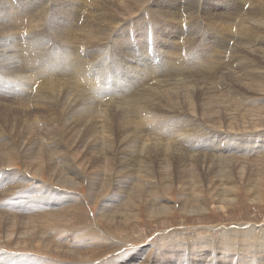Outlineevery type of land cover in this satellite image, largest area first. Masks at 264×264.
Listing matches in <instances>:
<instances>
[{"label":"rangeland","instance_id":"rangeland-1","mask_svg":"<svg viewBox=\"0 0 264 264\" xmlns=\"http://www.w3.org/2000/svg\"><path fill=\"white\" fill-rule=\"evenodd\" d=\"M1 1L4 2V0ZM61 1L60 0H46V1L23 0V2H20V0H12V1L10 0L12 4L11 7L12 9L10 8V10L11 12H13L11 13L12 15L11 19L14 20L17 19L19 23L17 22L18 24H16V20L15 22L12 20L13 23L9 24V27L6 24H1V27H3L4 29L2 28L3 34L1 35V37L3 38L0 39V86H1L0 104L3 103V101L7 103L8 102L12 103L11 107H14L13 114L15 117L23 118L24 123H33L36 118V109H37L34 103H16V102L24 101V100H25L24 102H28V101L35 102L39 98L49 100L50 96L52 95V92L53 94L60 93V96L62 97V94H64V92L62 91L71 88L72 89L77 88L78 92L79 91L81 92L82 97L87 98L89 100L91 99V101H94V98L95 100H97L99 97H101L100 100H98V105L99 106L102 105L100 108L98 107L100 110L95 111L93 109H90L85 116L84 123L87 121H91L92 124H95L90 127L89 132H87L85 129H81L80 134L78 136H75V135H71L72 132L70 130L60 131V133L64 137L73 138L74 144L70 149L71 152L79 153L82 150L81 146H77L79 138L83 137L86 139L87 143L93 144L94 137L90 136V134L92 135L98 133L103 134V139L106 144L112 142V140H108L107 137L108 136L113 137L115 141L114 144L115 147L118 148L128 147L133 149V150H129L132 151L131 153H129L128 150L116 151V154L121 157L130 156L129 159L130 170L129 168H126L125 172L130 179L132 189H140L139 185L143 186L144 189L157 188L155 189L157 201L158 203L163 205L174 202H176V204L178 205L183 203L192 204L194 202L201 201V199H205L208 201V209L206 210L198 209L200 212L198 210H191L189 211L190 213L188 211L184 212L175 209L170 213L159 214L156 216H149L147 213H145L142 210L141 215L139 216L140 218L138 217L136 220L129 221L127 224L117 227L114 224L105 225V223L102 224L101 222L97 221V223L100 224V228L102 231L101 236H105L108 240L109 246L112 247L107 248L103 246L98 256L93 257L94 259L92 257H88L89 253L91 252L85 251L83 254H85L86 256H81V260L79 257H76L74 259V257L70 256L68 258L59 257L57 258L58 261L56 262L58 264H60L61 262H64V264H98V263L108 264V262H106L107 261L106 258H108L109 261L118 262L119 259L122 258L123 256L129 255V253L131 254L134 251V249L137 248L139 250L140 248L146 247L148 245H150L151 247V249H148L150 251L146 250L142 252L141 257L144 258L145 257L144 255H146L147 254L146 252H148L146 259L152 260L155 257V253L157 252L155 251L157 250L156 246L161 244L162 247L167 246L166 250L169 254L170 264H261L260 256L259 254H255L254 248L234 249L233 247L228 245L220 246L215 241L219 239L222 236V234L228 232L230 228L232 230L234 229L233 231L235 232L236 230L237 232H240L247 229L249 225H252V228L257 231V235L262 233L264 234V229H263L264 228V195H262L264 194V153H258L264 151V128L260 127L259 125H256L257 128L254 130L244 129L239 132H233V130H222L219 128H213L207 125L200 118L198 114L194 115L192 113L182 112L179 107L180 102L176 96L175 97L172 96L173 101L168 100L171 99L168 91L172 89L170 87L171 86L173 87L172 84L174 81H175L174 83H176V81L178 82L180 81L181 83H183L184 81L186 84L191 83L192 85H194V90H196L199 88L200 85H204L207 82V80L214 79L216 81L215 82L213 80L214 83L218 84L222 89H229V90L233 89V94L237 96L243 103L241 106L243 105L264 106V94H257L242 87L232 88L231 84L225 83V79L228 76V74L230 75L231 73H234L236 71H238L237 73L242 75L241 77L250 76L260 81H264V60L262 57L259 56L257 51L251 50L254 48L264 49V27L256 25L254 21V20L264 21V5L261 3L262 0H162L163 2L162 14H157L154 12L147 13L148 11H146L145 13L139 12L137 15L135 14L132 15V17L130 16L131 17L130 21H129L130 18L127 19L125 23V31L129 42L132 44L133 49L136 52L135 55L131 57L126 56L123 53L122 48H118L117 46H115L112 43L111 39H106V38L104 39L101 37L102 34L95 33L94 35H98V37L95 38L96 41L94 40V38L92 40V38H90L89 36L87 37L85 30H84L85 33H83L82 36L80 37L81 39L78 38L76 40L77 42L74 41V43L71 44V48L73 47L75 48V50L74 49L72 50L71 48L68 49L67 44L63 39H67L71 34L69 33L70 30H68L69 27L64 25L62 22L65 21L70 23L71 21H73V19L72 20L70 19L72 18V16L70 17V15L80 13L81 15L78 20V23L80 25H84V24H85L84 26L93 25L96 22L95 23L87 22L90 16V14L87 13H89L88 10L90 9L95 10L97 8L93 6L92 4L93 0H88L90 1V6H89L90 9H88V5L86 2V9L84 10L80 9L79 6L81 0H63V2ZM70 3L72 6L74 4H77L78 6L74 5L72 7ZM17 4L20 7H15V5ZM6 5L7 7L2 8L3 14L9 10L7 3ZM23 5H26L27 7L23 8L22 7ZM60 5L61 6L65 5V9L64 10L61 9ZM69 5L71 9L69 8ZM67 6L69 8L68 10L66 8ZM75 6L76 8L78 7L77 10L79 9L78 10L79 12H77V10L73 11L75 9ZM147 8L148 7L144 8L143 10H146ZM168 9H174L178 11L179 14H177L174 18L169 19V13L171 12L166 11ZM30 11L32 14L30 13ZM60 11L61 12L63 11L64 13L63 12L61 13ZM18 12L20 13L18 14ZM14 14H16L17 17ZM40 14L46 17L41 16ZM95 14L99 15V10L98 13L95 12ZM23 15H25L24 19H23ZM31 17L38 19L34 20ZM30 18L32 19V21ZM132 18L134 21H132ZM21 20L26 21L28 28L27 26H25L26 25L25 21H21ZM168 20L176 21L177 25H175L176 28H173L174 34L170 37L168 41V46L171 45L170 50H172V52H170V56H172V59L169 62H167V64H165L164 57L162 56H165L166 54L165 51L161 49L162 46L160 45L161 46L160 47L159 45H157V36L160 34V24L165 25L167 27ZM81 21H83L84 23ZM144 22H145V28L147 29L145 32H142L141 30L137 29V27L139 26V24H142ZM95 25L99 26L98 23H96ZM6 27H8V31ZM12 27L15 29H13ZM30 27H32V30ZM166 27H162V28L165 29ZM50 28L54 31H52ZM54 28L60 29L59 32L61 36L62 34L64 35L65 33L64 37L62 36L63 39L59 38L61 36L58 35V33L55 31ZM16 30L18 32H16ZM61 31H65V32L61 34ZM246 31L251 32L252 34L251 37L245 36ZM15 33H17V35ZM93 33L94 31L91 30L90 35H92ZM246 34L250 35V33H246ZM67 35L69 36L66 37ZM139 36H141L142 39L145 38L146 54L143 53V56L145 57V60L149 59L148 66L147 68H144L143 71H147L148 67H152L153 69H149L150 70L149 74L145 73L144 75L145 78L142 77L136 81L135 80L133 81V80H128L129 78L133 77L134 72L130 67V65L127 63V59L129 58L134 61H139L138 57L140 51L136 49V44L138 41H140ZM149 36L152 41L150 47L148 41ZM17 39L19 40L20 43H17L18 41ZM25 40L27 42H25ZM87 44L88 45L90 44L89 46L91 48L88 47ZM62 45H65L66 48L69 50L70 52L69 57L72 55V53L76 52L72 56H77V59L79 61V68L80 70H83L81 72L85 75L87 74L95 82H97V80L106 78L110 83L114 82L116 79L120 81L121 84L119 86L110 88L111 90H105L104 92H99L96 95L90 89L88 90L87 88L84 89L81 82L78 81V78L76 76L71 75L70 70H67L68 65L62 62L63 56L56 57L55 55L56 51L63 52ZM15 50H17L19 53ZM77 51L78 52L81 51V52L78 53ZM18 59L20 60L21 64L19 63ZM64 59L69 60V58H64ZM15 62L16 64H14ZM186 64H187V70L185 69V71L187 72L178 70L176 74H174L175 72L173 71L174 69L173 66H185ZM60 66L62 67V73L59 72ZM161 68L165 70L163 71ZM18 70H20L19 74H18L19 72ZM25 70L27 73H25ZM20 74L22 76H20ZM146 75L149 76L146 77ZM65 76L66 78H69L71 81L69 79H65ZM60 79L63 81H61ZM142 79L145 82H143ZM198 79L203 81L202 82L198 81ZM20 80L23 81L24 83L21 82ZM53 80L54 82L58 81L60 83L58 84L59 86L48 87L44 84V83H51ZM68 80L69 82H71L70 84H73L74 88L72 87V85L70 87ZM187 80L189 81V83ZM190 80H192V82ZM132 81L134 83H132ZM73 82L76 83V85ZM41 83L43 84L44 88L42 87ZM157 83H159V85ZM160 83L162 85H160ZM165 83L167 87L168 85L170 86L168 87V90L166 88ZM141 85L143 86L141 87ZM147 85L149 87L150 86L153 87L149 88ZM24 88L26 90H24ZM51 88H53L52 91ZM153 88H155L156 90L154 91ZM163 88L164 89L166 88V90H163ZM22 89L24 90V92ZM139 89L142 93L139 92ZM125 90H127L129 94ZM129 90H133L131 91L132 94L130 93ZM32 91L34 92L32 93ZM164 91H166L165 94L167 93L168 96L167 94L166 95L163 94ZM151 92H154V95ZM155 92L158 93L160 92V94H157ZM125 93L128 95H126ZM133 93H135V97L133 96ZM34 94L35 96H33ZM119 94H123V95H119ZM148 94L150 95L148 96ZM161 94L165 95V97L162 96ZM60 96L59 99L61 100L62 98ZM86 96H88L89 98ZM127 96L129 99L125 100ZM7 97H9L10 99ZM152 97H154V99ZM162 97L165 99V101L167 100L168 101L164 102L163 101L164 99ZM113 98L116 99L113 100ZM150 98L151 101L153 100L155 101L153 103L149 102L151 105L147 102V100ZM159 98L163 99L161 100L162 104L166 105L167 103V105L165 106L160 104ZM103 99L105 100L107 99L105 101L107 103L110 101L111 102L109 103V105L105 102L104 104L102 103ZM131 99L132 102L130 101ZM134 99L138 101L137 104L143 106V108H140L141 109L140 114L143 115L147 126L149 128L155 129L158 132L160 139L170 140L172 144L175 145L177 148H171L166 143H153L150 141H143L139 138V133L144 134L147 137H150L151 136V134H149L150 130H147L149 134L148 135L146 132V127L144 125L137 124L133 128L131 125L125 124V120L132 114V112L125 110L126 109L125 106L124 107L121 106L124 104L126 105V103L125 102L123 103L122 100L129 101L130 102L129 104L135 105ZM60 100L58 101L55 110H53V114L56 113L55 111L57 112L59 111L58 113L64 111V103L62 100L60 102ZM170 101L171 103H169ZM146 102L148 103L149 106L146 105L147 104ZM172 102L174 103V105ZM112 103L125 110V112L123 111L116 112L117 119H115L113 112L111 111L110 108V104L113 106ZM155 103H157L158 105ZM154 104L159 106L160 108L159 107L155 108ZM152 105H154V107ZM175 107L177 109H175ZM154 109L158 111H165L170 116L171 121L169 122L152 121L149 117V113H154L155 112ZM190 116H192L191 118L192 121L189 118ZM187 118L191 122L184 124ZM100 121H105L106 123L102 126H99ZM10 122H12V119ZM168 126H172L174 131L164 135L162 131L166 130ZM56 134L53 135L55 138H56ZM96 144H100V142L97 141ZM188 147H190V150H193L195 148L192 152L197 154L202 152V150L200 151V148H207L206 150L211 149V152L212 150L215 151L236 150V151H245L251 154L245 156L233 155L225 159H218L217 157H215L216 155L213 154L214 152L212 153L210 152L214 156L209 154H204L201 155L198 159H193L192 157H190L185 153ZM58 148L63 150V144L62 143L59 144ZM59 154L65 157L64 164L67 163L69 156H66L65 152H59ZM142 157H144L146 160L149 158L155 160L153 165L155 167L152 170H150L148 173H140L139 171V169H143V165L141 164L139 165L137 164V162L139 159H142ZM53 159L55 160L57 159L59 161V157L56 158L55 155H53ZM75 159H79V158L76 157ZM70 160H74V158H71ZM58 161H56V164ZM176 161L180 162V166H179L180 175L174 174ZM5 168L6 167L4 166V169ZM22 170L23 173L26 172L25 174L28 175V177L30 174L29 177L30 179L35 175V174L33 175V173L26 170L25 168H22ZM2 171L0 172V178L1 179L3 178L2 183H5L4 180L10 177V174H8V172L6 173L5 170ZM43 177H44L43 179L44 184L45 186L47 185L49 189H54V188L53 187L50 188L48 183H51L55 187L61 185L65 189L71 187L72 185L69 180L63 181L59 179L58 181L56 179L54 180L53 178H47L46 175ZM191 179H196L200 181L201 187L193 189L192 186L190 185ZM30 181H27L26 183L24 182L23 183L24 185L22 184V186L21 184H18V186L30 187L31 185H33V178ZM113 181L117 182L116 180ZM30 183L31 185H28ZM169 184H171V187H168ZM254 185L260 186L262 189V192L260 193L262 196L261 200L260 197H258L259 194L256 195L257 191H260L261 189L258 190L253 189V192L256 191V193H252L250 191V189ZM6 186L7 184H5L0 188L7 189L8 186L7 187ZM119 186L120 189H127L122 185V183ZM112 187L115 186L112 185L109 189L108 188L106 189L112 190L111 189ZM224 187L228 189H233V188L238 189L235 190L236 193L234 192L237 198L234 197V194L230 193L231 196H229V201L231 202L226 201L224 202L225 204H223L222 202H217L216 197L218 196V194L214 189H223ZM190 189L192 191L193 190L195 191L191 192ZM77 190L83 195V197H85L87 202L84 203L82 202V205L78 206V207L81 206L82 207L81 209H78L79 211H77L76 213L77 219L75 221V224H80V225L93 224L94 223L93 218L96 217V213L98 209V203H99L97 202L98 199L96 201V199H91L87 195L86 193L87 185L85 183L79 185ZM226 195L227 193L224 194V197ZM233 197L236 199H234ZM232 224H234L235 226ZM254 224L257 227L254 226ZM258 224L260 225V227ZM228 226L229 228H227ZM231 226L234 227L232 228ZM242 226H244L243 228H245L246 226V228L243 229L241 228ZM203 227L205 231L203 230ZM172 233H173V239L171 237ZM207 234L208 236L211 237V239H213L212 242L214 244L207 242L208 238L205 239L206 237H204L205 235L207 236ZM217 234L220 235V237ZM234 235L240 238L239 237L240 234H234ZM195 237H200V238H195ZM164 240H166V242H164ZM154 243L156 245H154ZM7 245L9 246L10 243H7ZM8 246H5V248ZM29 246L30 244L28 243V245H26V248H22L19 250L21 252L32 251L36 253L46 254V252H43L41 249L36 250L35 248L33 249L32 245L30 247ZM39 250L42 252H39ZM121 250L125 251V253H123V251L121 252ZM118 252H121L120 255L119 254L117 255ZM112 256L116 259H114ZM54 258L56 260V256L52 257L53 260ZM84 259H86L87 261ZM156 262H157V258L153 260L154 264ZM146 264H149V261H147Z\"/></svg>","mask_w":264,"mask_h":264},{"label":"bare ground","instance_id":"bare-ground-1","mask_svg":"<svg viewBox=\"0 0 264 264\" xmlns=\"http://www.w3.org/2000/svg\"><path fill=\"white\" fill-rule=\"evenodd\" d=\"M20 2H23V0H20ZM61 2H63V0ZM86 2L88 5V9H90L89 8L90 1H88V0H81V3L79 4L80 9H83V10L86 9ZM6 3L8 4V7H9L8 11H6L7 9L5 10L6 11L5 13L7 15L5 13L3 14V9H2L3 7L4 8L7 7ZM65 3H66V1H65ZM261 3L264 5V0H262ZM18 4L15 5V7H20ZM92 4L97 9L88 10L89 13H87V14H90V16H89L87 22H89V23H92V22L95 23L96 22L99 24V26H96L95 25L96 23L93 25H86V26H84L85 24L80 25L78 23V20H79L81 14L76 13V14L70 15V17L72 16V18H70V19L71 20L73 19V21H71L72 23L71 22L68 23L65 21L62 22L64 25L68 26L69 27L68 30H70V32L69 31L68 32L71 35L70 34H69L70 36L67 35L66 37L69 36L67 39H63L65 33H64V35L62 33L65 31H61V34L63 36L62 37L60 35V32H59L60 29L54 28L55 31L58 33V35L61 36L59 38H62L65 41L68 49L71 48V44L74 43V41H76L78 38H80L82 36L83 33H85L84 32V30H85L87 37L89 36L90 38H92V40H93V38L95 40V38L98 37V35H94L95 33L96 34H102L101 35L102 38L111 39L112 43L115 46H117L118 48H122L123 53L126 56H129V57L134 56L136 52L133 49L132 44L129 42L126 31H125V23H126L127 19L130 18L129 19V21H130L132 15H135V14L137 15L139 12L145 13L146 11H148L147 13H151V12H154L157 14L163 13V8H162L163 2H162V0H93ZM26 5H23L22 7L26 8L27 7ZM65 5H62V6L60 5L61 9L64 10ZM70 5H71V3H70ZM70 5H69V8L71 9ZM74 5H77V4H74ZM11 7H12V4H11L10 0H7V1L4 0V2H2L0 0V39L3 38V37H1V35L3 34V29H4L3 27H1V24H6L9 27V24L13 23L12 20L14 22L16 20V24L19 23V21H17V19H15V20L11 19V16H12L11 13H13L10 10ZM95 7H93V8H95ZM146 7H148V8L146 10H143ZM66 8H67V10L69 9L68 6ZM77 8L75 6V9L73 11L77 10ZM56 9H57V7H56ZM78 10H77V12H79ZM98 10H99V15L95 14V12L98 13ZM57 11H59V10H57ZM166 11L171 12V13H169V19H172L177 14H179V12L174 10V9H168ZM19 13L20 12H18V14ZM30 13H31V11H30ZM35 13H36V11H35ZM16 14H14V15H16ZM92 14H95V15H92ZM26 15H27V13H26ZM37 15H39V14H37ZM18 16H20V15H18ZM24 16L25 15H23V19H24ZM41 16H44V15H41ZM16 17H17V15H16ZM44 17H46V16H44ZM32 19L36 20L38 18H36V19L32 18ZM32 19H31V21H32ZM21 21H25V20H21ZM50 21H51V19H50ZM132 21H134L133 18H132ZM254 21H255L256 25L264 27V21H260V20H254ZM52 22H54V21H52ZM81 22H83V21H81ZM87 22H85V23H87ZM25 23H26V21H25ZM39 23H41V22H39ZM28 24H29V21H28ZM6 25H4V26H6ZM175 25H177L176 21H173V20H168V26L167 27L165 25L160 24V34L157 36V45H159V46L161 45L162 46L161 49L165 51L166 55L163 54L165 56H162V57H164L165 64H167V62H169L172 59V56H170V52H172V50H170L171 45L168 46V41H169L170 37L174 34L173 28H176ZM16 26H13V27H16ZM25 26H27V23ZM8 27H6L7 31H8ZM162 27H166V28L163 29ZM17 28H19V27H17ZM27 28H28V26H27ZM30 28L32 30V27H30ZM33 28H34V26H33ZM13 29H15V28H13ZM61 29H62V26H61ZM137 29L141 30L142 32H145L147 29V28H145V22L142 24H139ZM17 30H16V32H18ZM27 30H30V29H27ZM91 30L94 31V33L92 34L93 36L90 35ZM23 31H24V29H23ZM52 31H54V30H52ZM52 31H50V32H52ZM21 33H22V31H21ZM246 33H250V35H247ZM15 34L17 35V33H15ZM66 34H68V33H66ZM251 35L252 34L250 31L245 32V36L251 37ZM6 36H8V35H6ZM35 36H36V34H35ZM25 37H26V35H25ZM54 38H56V37H54ZM25 39H27V38H25ZM139 39H140V41H138L136 44V49L140 51L139 57H138L139 61H134V60L129 59V58L127 59V63L130 65V67L132 68V70L134 72L133 77L129 78L128 80H133V81L135 80L136 81V80L144 77L145 73L149 74V72H150L149 69H153L152 67H148L147 71H143L144 68H147L148 63H149V59L145 60V57L143 56V53L146 54L145 38L142 39V37L139 36ZM85 40H86V38H85ZM95 41H93V42H95ZM148 41H149V47H150V45L152 44L150 36L148 38ZM25 42H27V41L25 40ZM17 43H20L19 40L17 41ZM89 45H88V47H90ZM8 46H11V45H8ZM74 47H75V45H74ZM11 49H12V47H11ZM62 49H63V52H61V51L55 52L56 57L57 56H61V57L63 56L62 62H64L65 64L68 65L67 70H70V74L73 76H76L78 78V81L81 82L84 89H86V88H87V90L90 89L96 95L99 92H104L105 90H111L110 88H113L115 86H119L121 84V82L116 80V79L114 82L110 83L108 81V79H106V78L97 80V82H95L87 74L85 75L81 72L83 70H80V68H79V61L77 59V56H72L76 52L72 53V55L69 57L70 52L66 48L65 45H62ZM71 49L75 50V48H73V47ZM251 50L257 51L259 56L262 57L264 60V49L254 48ZM15 51H17V50H15ZM22 51H24V50H22ZM80 52H78V53H80ZM105 57H106V55H105ZM64 58H69V60H66ZM13 60H15V59H13ZM57 61H59V60H57ZM19 63L21 64L20 60H19ZM14 64H16V62ZM13 66H15V65H13ZM61 66L59 69L60 73H62V67ZM121 68H122V66H121ZM173 68H174L173 71L175 72L174 74H176V72L178 70H182V71H185V69L187 70V64L185 66H173ZM16 69H17V67H16ZM18 71H19L18 72V74H19L20 70H18ZM66 72H69V71H66ZM185 72H187V71H185ZM237 72L238 71L231 73L230 75L228 74V76L225 79V83L231 84L232 88H241L242 87V88L248 89L249 91L257 93V94H264V81H260L258 79L252 78L250 76L241 77L242 75H240ZM25 73H27L26 70H25ZM25 73H23V74H25ZM67 74H69V73H67ZM20 76H22V75L20 74ZM147 76H149V75H146V77ZM24 77H27V76H24ZM65 79H69V78H66V76H65ZM149 79H150V77H149ZM69 80H68V82H69ZM192 80H190V81L192 82ZM213 80H207V82L204 85L199 84L200 86L196 90H194V85H192L191 83L186 84L184 81H183V83H181L180 81H179L180 83L178 81H176V83H174L175 81L173 82V80H172L173 84L172 83L171 84L173 85V87L172 86L170 87L168 85V87L172 88L171 90L168 91L169 96L171 98L168 100L173 101L172 96L173 97L176 96L180 102L179 107H180V110L182 112L192 113L194 115L198 114L200 116V118L207 125H209L213 128H219L222 130H233V132H239V131H242L244 129L254 130L257 128L256 125H259L260 127L264 128V106H246V105L241 106L243 103L241 102V100L237 96H235L233 94V89H230V90L229 89H222L218 84L214 83L215 80L214 81ZM61 81H63V80H61ZM133 81H132V83H134ZM142 81H143V79H142ZM198 81L202 82L203 80L198 79ZM21 82H23V81H21ZM143 82H145V81H143ZM165 82H167V81H165ZM70 83L71 82H69V84ZM138 83H139V81H138ZM188 83H189V81H188ZM26 84H28V83H26ZM44 84L48 87H55V86H59L58 84H60V83L58 81L54 82V80H53L51 83H44ZM74 84L76 85V83H74ZM157 84L159 85V83H157ZM215 84L219 87H217ZM71 85L73 87V84H70V87H71ZM135 85H137V84H135ZM160 85H162V84L160 83ZM165 85H166V83H165ZM142 86L143 85H141V87ZM174 86H176V87H174ZM42 87H43V84H42ZM151 87H153V86H150L149 88H151ZM168 87L166 85L167 90H168ZM0 88H1V86H0ZM25 88H24V90H26ZM155 88H153L154 91L156 90ZM166 88L165 89L163 88V90H166ZM8 89H10V88H8ZM119 89H120V87H119ZM140 89H139V92H141ZM24 90H23V92H24ZM52 90H53V88H51V91ZM150 90H152V89H150ZM8 91H10V90H8ZM12 91H14V90H12ZM41 91H42V89H41ZM125 91L128 93L127 90H125ZM129 91L131 93V91H133V90H129ZM33 92L34 91H32V93ZM62 92H64V94H62V97L60 96V93L53 94V92H52V95L50 96V98L48 97L49 100L39 98L35 102H33V101L32 102H29V101L24 102L25 100L24 101H18V102H16L17 100L15 101L16 103H34V105L36 106L37 109H36V118H35L33 123H24L23 118L15 117L13 114L14 107H11L12 103H10V102L7 103V102L3 101V103L0 104V138H1L0 139V172L2 170H5L6 173L8 172V174H10V177H8L6 180H4L5 183H2L3 178L2 179L0 178V184H1L0 187L4 186L5 184H7V186H8V187L6 186L7 189L0 188V264H58L56 261H58L57 258H59V257L68 258L71 256V257H74V259L76 257H79L81 260V256H86L85 254H83L85 251L91 252V253H89L88 257H92V258L97 257L103 246H105L107 248L112 247V246H109L107 238L105 236H101L102 231L100 228V224L97 223V221L101 222L102 224L105 223V225L114 224L117 227V226L125 225L129 221L136 220L141 215L142 210L145 213H147L149 216H156L159 214L170 213L171 211H173L175 209H178V210H181L184 212L185 211L189 212L191 210H198V209H200V210L208 209V201L205 199H201V201L194 202L192 204L183 203V204L178 205V204H176V202H174V203L163 205V204L158 203V201H157V197L155 194V189H157V188H155V189H144L143 186L139 185L140 189H132L130 179L126 175V172H125L126 168H129V170H130V167H129L130 156L121 157V156L116 154V151L128 150V152L131 153L132 151H129V150H133V149L128 148V147H120V148L115 147L114 146L115 141H114L113 137H110V136L107 137L108 140H112V142L109 144H106L104 142L103 134H101V133H98L95 135L90 134V136L94 137V143L93 144L87 143L86 139L83 137L79 138L77 146H81L82 150L79 153H72L70 149L72 148V146L74 144L73 138L72 137H64L60 133V131L70 130L72 132L71 135H75V136H78L80 134L81 129H85L87 132H89L90 127L92 125H95V124H92L91 121H87L84 123L85 116L89 112L90 109H93L95 111L100 110L99 108L102 105H100V106L98 105V100H100L101 97H99L97 100H95V98H94V101H91V99L89 100L87 98L82 97L81 92L79 91L80 92L79 93L77 88L66 89ZM119 92H120V90H119ZM165 92L166 91H164V93L163 92L162 93L165 94ZM45 93H47V92H45ZM89 93H90V91H89ZM109 93H111V92H109ZM151 93H153V95H154V92H151ZM155 93L160 94V92L159 93L155 92ZM128 94H126V95H128ZM157 94H155V95H157ZM119 95H123V94H119ZM126 95H125V97H126ZM149 95L150 94H148V96ZM165 95H162V96L165 97ZM33 96H35V94ZM59 96L62 98L61 100L64 103V111H62L60 109L62 112L58 113L59 111L58 112L55 111L58 114H56V113L53 114V110H55V107L58 104V101L60 100ZM100 96H101V94H100ZM129 96H131V95H129ZM133 96L135 97V93H133ZM167 96H168V94H167ZM86 97H88V96H86ZM7 98H9V97H7ZM152 98L154 99V97H152ZM25 99H27V98H25ZM115 99L113 98V100H115ZM127 99H129L128 96L125 100H127ZM159 99H160L159 103L162 104L161 100H163L164 98L163 99L159 98ZM61 100H60V102H61ZM106 100L103 99L102 103H104ZM125 100H122V101H123V103L125 102L126 105L124 104L121 106H123V107L125 106V108H126L125 110L132 112V114L125 120V124H129L133 128L137 124L144 125L146 127V132H147V130H150L149 134H151V136H153V137H151V136L147 137L144 134L139 133V138L141 140L150 141L153 143H166L171 148H177L175 145L172 144V142L170 140L160 139L158 132L155 129L149 128L147 126L143 115L140 114V111H141L140 108H143V106H141L140 104H137L138 101H136L134 99L135 105L134 104L131 105V104H129L130 103L129 101H125ZM148 100H147L148 103L149 102H152V103L155 102L154 100L151 101V98ZM130 101L132 102V99ZM163 101L167 102V101H165V99ZM176 101H174V102H176ZM110 102H108V103L105 102V103H107L109 105ZM115 103H116V101H115ZM148 103L146 105H148ZM157 103H155V104H157ZM169 103H171V101ZM142 104H145V103H142ZM154 105H152V106L154 107ZM157 105H155V108L159 107ZM162 105H165V104H162ZM162 105H160V106H162ZM166 105H167V103H166ZM173 105H174V103H173ZM103 106H105V105H103ZM175 106H177V105H175ZM110 108H111V111L113 112L115 119H117L116 112H120V111L125 112L124 109L120 108L119 106H116L115 104H113V106L110 104ZM175 109H177V108L175 107ZM154 111H153L154 113H149V117L152 121H154V122H156V121H163V122L171 121L170 116L165 111H158L155 109H154ZM189 118L191 119L192 116H190ZM11 119H12V122H10ZM191 121H192V119H191ZM191 121H189L187 118V120L184 122V124L190 123ZM105 123H106L105 121H100L99 126H102ZM173 131H174L173 127L168 126V128L166 130H163L162 132L165 135V134L173 132ZM54 134H56V138L53 136ZM147 134H148V132H147ZM97 141H99L100 144H96ZM61 143L63 144V150L58 148V145ZM206 149L207 148H200V151L202 150V152L197 154V153H193L192 152L193 150H190V147H188V149L186 150L185 153L187 155H189L190 157H192L193 159H198L201 155H204V154H209V155L214 154V155H216L215 157H217L218 159H225V158H228V157L233 156V155L245 156V155L251 154V153H248L245 151H236V150H231V151H224V150L215 151V150H212V152H214V153L211 154L212 153L211 149H208V150H206ZM59 152H65L66 156H69V159L67 157V159H68L67 163L64 164V162H65L64 158L65 157L60 155ZM225 152H228V153H225ZM258 153H264V151H261ZM53 155H55L56 158L59 157V161L57 159L56 160L53 159ZM76 157L79 159H75ZM71 158H74V160H70ZM139 160H140V162H139ZM139 160H138L137 164L143 165V169H139L140 173H148L150 170H152L155 167V166H153L155 160L152 158H149L146 160L144 157H142V159H139ZM56 161H58L57 164H56ZM4 166L6 167L5 169H4ZM122 166H123V168H122ZM179 166H180V162L176 161L174 174L180 175ZM22 168H25L26 170L30 171L31 173H33V175L35 174L34 175L35 177L34 176L32 177L33 178V185H31V183L28 184V185H31L30 187L26 186L27 187L26 188V187H19L18 186V184H21V186H22V184L24 182L26 183L27 181H30L32 179V178L31 179L29 178L30 174L28 177V175L25 174L26 172L23 173ZM45 175L47 178H53L54 180L56 179L58 181H59V179H61L63 181L69 180L72 185H71V187L65 189L61 185H58L57 187H55L51 183H48L50 188H52V187L54 188V189H49L47 187V185L45 186V184H44V180H43L44 177L43 176H45ZM74 177H77L78 179L74 178ZM119 177H121V178H119ZM113 180H116L117 182H115ZM82 183H85L87 185V192H86L87 195L91 199H96V201L98 199L97 202H99L96 217L93 218L94 223L90 224V225H88V224H84V225L75 224V221L77 219L76 213H77V211H79L78 209H81V207H82V206L81 207H78V206L82 205V202L83 203L87 202L85 197H83V195L77 190L78 186L81 185ZM121 183L127 189H120L119 185ZM112 185H114L115 187H112L111 188L112 190H108ZM190 185L192 186L193 189L199 188V187H201V182L196 180V179H191ZM168 187H171V184H169ZM13 188H16V189H13ZM106 188H108V189H106ZM253 189L258 190V189H261V187L254 185L250 189V191L252 193H256V191L253 192ZM214 190L218 194V196L216 197L217 202H222L223 204H225L224 202H226V201L231 202V201H229V196H231L230 193L234 194V197L237 198V196H235V193H236L235 190H238V189H234V188L228 189V188L224 187L223 189H214ZM193 191H195V190H193ZM193 191L191 190V192H193ZM251 192H250V194H251ZM261 192H262V189L260 191H257V194H256V195L259 194L258 197H260V200L262 198V196L260 194ZM225 193H227V195L224 197ZM248 193H249V191H248ZM262 195H264V194H262ZM236 198H234V199H236ZM218 204H221V203H218ZM142 207H143V209H142ZM219 208H221V207H219ZM80 221H78V222H80ZM234 224H232V225H234ZM247 225H249V224H247ZM254 226H256V225L254 224ZM207 227H206V230H207ZM243 227L244 226H242L241 228H243ZM259 227H260V225H259ZM217 228H218V226H217ZM227 228H229V226ZM245 228H246V226H245ZM245 228H243V229H245ZM200 230H202V229H200ZM203 230H204V227H203ZM233 230L230 228V230L228 232H226L224 234L220 233V234H222L221 237H220V235L217 234L220 238L217 239L216 241L215 240L214 241L217 242L218 245H220V246L221 245H228V246L233 247L234 249H251V248H254L255 254H259V256H260L261 264H264V234L261 232L262 234L257 235V231L252 228V225H249L247 229L240 231V232H237V230L235 232ZM222 232H225V231H222ZM176 233H178V232H176ZM233 233L234 234H240L239 235L240 238H238V236L234 235ZM205 234H206V232H205ZM171 235H172L171 237L173 239V233ZM189 237H191V236H189ZM204 237H206L205 239L208 238L207 239L208 243H213L212 242L213 239H211V237L208 236V234H207V236L205 235ZM213 237H215V236H213ZM129 238H131V237H129ZM195 238H200V237H195ZM167 239H168V237H167ZM164 242H166V240H164ZM7 243H10V245L8 246ZM28 243L30 244V246L31 245L33 246V249L34 248L36 250L41 249L43 252H46V254L36 253V252H32V251L31 252H26V251L21 252L19 249L26 248V245H28ZM111 243H113V242H111ZM160 243H162V242H160ZM4 244H5V246H8V247L5 248ZM100 245H102V246H100ZM146 245H148V244H146ZM152 245H153V243H152ZM154 245H156V244L154 243ZM134 246H136V245H134ZM149 247H150V245L143 247V248L139 247L140 248L139 250L137 248L134 249V247H133L134 251L132 250L133 252L131 254L129 253V255L123 256L122 258H120L118 262L109 261L108 258H106L107 259L106 262H108V264H146V262L149 261V264H154L153 260L155 258H157V262L155 264H170L169 254L166 250L167 246L162 247L161 244L156 246L157 250L154 249L157 252L155 253V257L152 260L146 259L148 252H146L147 254L144 255L145 256L144 258L141 257L142 252H144L148 249H151V247L150 248ZM16 248H18V249H16ZM27 249H28V247H27ZM33 249H31V250H33ZM123 250H121V252ZM128 250H126V251H128ZM42 251L39 250V252H42ZM106 251H108V250H106ZM148 251H150V250H148ZM121 252H118L117 255L118 254L120 255ZM123 253H125V251H123ZM105 254H106V252H105ZM54 256H56V260H55V258H54V260L52 259V257H54ZM114 256H115V254H114ZM74 259H73V261H74ZM114 259H116V258H114ZM84 260H86V259H84ZM106 262H104V263H106ZM61 263L64 264V262H61Z\"/></svg>","mask_w":264,"mask_h":264}]
</instances>
